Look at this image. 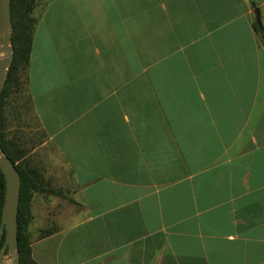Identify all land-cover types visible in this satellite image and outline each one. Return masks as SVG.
Here are the masks:
<instances>
[{"label": "crops", "instance_id": "obj_1", "mask_svg": "<svg viewBox=\"0 0 264 264\" xmlns=\"http://www.w3.org/2000/svg\"><path fill=\"white\" fill-rule=\"evenodd\" d=\"M255 9L264 31V0L48 1L27 89L56 186L31 202L34 264H264Z\"/></svg>", "mask_w": 264, "mask_h": 264}, {"label": "trees", "instance_id": "obj_2", "mask_svg": "<svg viewBox=\"0 0 264 264\" xmlns=\"http://www.w3.org/2000/svg\"><path fill=\"white\" fill-rule=\"evenodd\" d=\"M256 7L255 4H252ZM36 0H11V47L13 60L6 72L3 90L0 94V151L14 164L20 178L19 203L17 213V247L19 264H34L30 252V233L28 226L31 222V199L33 194H44L48 188L39 171L31 167L24 160V152L18 149L17 143L6 138L3 124V100L12 92H20L21 86L27 85V69L29 64L32 39L37 21L33 18ZM254 30L264 44V31L253 23ZM5 186L3 175L0 171V221L4 200ZM49 194L66 198L61 190L49 189ZM52 233L51 230H41L39 237L44 238ZM4 241V234L1 245Z\"/></svg>", "mask_w": 264, "mask_h": 264}, {"label": "rangeland", "instance_id": "obj_3", "mask_svg": "<svg viewBox=\"0 0 264 264\" xmlns=\"http://www.w3.org/2000/svg\"><path fill=\"white\" fill-rule=\"evenodd\" d=\"M49 0H36L33 11V18L38 20L40 13ZM4 53L0 48V58ZM3 124L8 140L17 143L18 149L24 152V160H27L31 167L36 168L45 181L47 188L52 185V174L56 166L55 153L50 144H45L46 137L40 129L36 116L32 110L26 83L21 86L20 92H12L3 100ZM48 194H33L31 202L34 210L39 208L40 198L47 197ZM225 236L226 231L219 232ZM217 260V259H216ZM215 260V261H216ZM226 264V258L224 260ZM4 264H13L12 258L7 254Z\"/></svg>", "mask_w": 264, "mask_h": 264}, {"label": "water", "instance_id": "obj_4", "mask_svg": "<svg viewBox=\"0 0 264 264\" xmlns=\"http://www.w3.org/2000/svg\"><path fill=\"white\" fill-rule=\"evenodd\" d=\"M11 0H0V48L4 56L0 58V94L3 90L6 72L13 60L11 47ZM255 23L262 30L259 10H254ZM0 171L3 175L5 193L1 210L0 221V264H4V258L9 254L13 264H19L17 247V213L19 203L20 178L14 164L0 151ZM4 234V241L1 239Z\"/></svg>", "mask_w": 264, "mask_h": 264}]
</instances>
